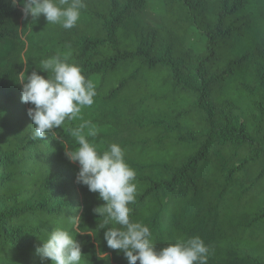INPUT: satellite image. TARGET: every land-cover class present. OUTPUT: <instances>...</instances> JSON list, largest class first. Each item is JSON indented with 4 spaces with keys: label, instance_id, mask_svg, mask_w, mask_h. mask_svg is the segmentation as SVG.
<instances>
[{
    "label": "trees",
    "instance_id": "16d2710c",
    "mask_svg": "<svg viewBox=\"0 0 264 264\" xmlns=\"http://www.w3.org/2000/svg\"><path fill=\"white\" fill-rule=\"evenodd\" d=\"M85 2L65 30L0 0V264H51L36 247L54 228L71 231L73 215L81 264H127L98 227L105 202L75 183L78 164L51 134L33 139L19 73L27 62L47 76L39 62L57 53L94 81L83 117L101 151H125L137 174L131 217L157 249L198 235L208 264H264V0H163L159 27L141 0ZM191 29L201 52L187 46ZM80 122L55 130L64 145L76 147L68 129Z\"/></svg>",
    "mask_w": 264,
    "mask_h": 264
},
{
    "label": "clouds",
    "instance_id": "9594fccd",
    "mask_svg": "<svg viewBox=\"0 0 264 264\" xmlns=\"http://www.w3.org/2000/svg\"><path fill=\"white\" fill-rule=\"evenodd\" d=\"M12 6L19 4L25 19L37 22L43 16L47 24L59 25L65 30L77 26L85 0H11ZM19 73L21 102L29 104L27 115L34 125L33 139L43 140L47 134L59 140L66 159L78 164L75 183L98 193L105 203L93 209L103 222L107 247L122 253L127 264H208L212 255L210 246L200 236L177 240L159 249L152 240L148 225L131 217L129 205L135 203L137 184L136 171L127 163L125 151L117 143H111L101 151L94 141L100 129L91 120H85L83 110L91 108L97 96L96 85L86 78L80 66L69 62L67 54L57 53L39 62L36 70L28 74L27 62ZM81 121L69 128L75 148L63 144L56 136V129H65L69 122ZM91 138V139H90ZM82 218L70 217L71 231L54 228L36 253L51 261V264H81V244L75 238ZM113 225L110 226L109 225ZM90 235V234H89Z\"/></svg>",
    "mask_w": 264,
    "mask_h": 264
},
{
    "label": "rangeland",
    "instance_id": "374dc122",
    "mask_svg": "<svg viewBox=\"0 0 264 264\" xmlns=\"http://www.w3.org/2000/svg\"><path fill=\"white\" fill-rule=\"evenodd\" d=\"M141 7L140 15L142 19L154 27H159L165 15L163 0H141ZM186 43L187 46L194 48L197 52H201L204 49L205 38L197 30L191 29Z\"/></svg>",
    "mask_w": 264,
    "mask_h": 264
}]
</instances>
